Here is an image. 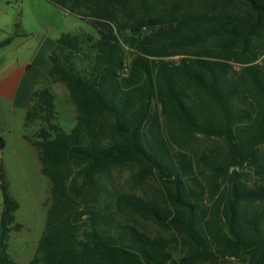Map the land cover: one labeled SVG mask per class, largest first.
I'll return each instance as SVG.
<instances>
[{
	"label": "trees",
	"instance_id": "trees-1",
	"mask_svg": "<svg viewBox=\"0 0 264 264\" xmlns=\"http://www.w3.org/2000/svg\"><path fill=\"white\" fill-rule=\"evenodd\" d=\"M44 1L98 39L63 34L50 55L48 77L78 118L70 132L49 122L32 143L52 187L30 264H264V0ZM52 109L49 90L35 91L26 119ZM123 165L164 193H118L106 213L94 193ZM0 190V264H11L10 235L24 225L2 169ZM122 213L170 232L182 256Z\"/></svg>",
	"mask_w": 264,
	"mask_h": 264
},
{
	"label": "rangeland",
	"instance_id": "rangeland-1",
	"mask_svg": "<svg viewBox=\"0 0 264 264\" xmlns=\"http://www.w3.org/2000/svg\"><path fill=\"white\" fill-rule=\"evenodd\" d=\"M18 24V28L16 27ZM83 32L95 39L98 35L86 23L44 0H0V43L16 33L10 47L0 50V71L2 67L14 72L21 70L19 93L28 84H36V91L48 89L53 96V114L39 113L26 119V110L21 101L0 98V139L4 149L0 151V169L4 174L9 192L20 203L16 220L24 228L12 232L8 244L11 264H30L38 251L46 230L48 210L51 204V181L43 175L39 153L32 146L41 140L42 130H49L50 123L70 132L77 125L78 111L67 86L48 77L50 55L57 40L68 33ZM127 51L130 52V50ZM27 70L22 68L28 67ZM32 107V103L30 108ZM29 108V110H30ZM27 137L28 139H25ZM138 169L133 165L111 168L101 180V187L94 193L93 200L100 202L106 213L113 212L112 201L118 193L137 194L145 199L162 197L163 186L152 176L139 181ZM3 197L0 190V219ZM118 221L136 227L152 237L166 239L177 248L182 256L180 242H175L170 232L146 221L122 213ZM206 264H247L243 258L219 259Z\"/></svg>",
	"mask_w": 264,
	"mask_h": 264
},
{
	"label": "crops",
	"instance_id": "crops-1",
	"mask_svg": "<svg viewBox=\"0 0 264 264\" xmlns=\"http://www.w3.org/2000/svg\"><path fill=\"white\" fill-rule=\"evenodd\" d=\"M13 43H14V40L7 47L12 46ZM27 66L28 67H25L22 69L27 70L29 68V65ZM20 73H21V70L14 72L12 69L6 70L2 67V70L0 71V98L2 99L6 98L7 100L14 101V102L19 100L21 101V104H23L26 112H28V109L32 103V95L36 91V88H35L36 84L34 86L32 84H28L24 88L22 94H20L19 93L20 78L17 77L19 76Z\"/></svg>",
	"mask_w": 264,
	"mask_h": 264
}]
</instances>
